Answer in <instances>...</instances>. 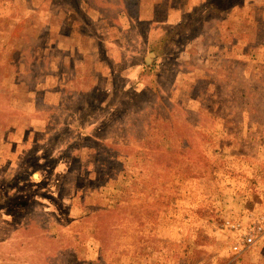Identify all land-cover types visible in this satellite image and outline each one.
<instances>
[{"label":"rangeland","instance_id":"obj_1","mask_svg":"<svg viewBox=\"0 0 264 264\" xmlns=\"http://www.w3.org/2000/svg\"><path fill=\"white\" fill-rule=\"evenodd\" d=\"M211 1L0 0V202L11 197L15 180L24 194V202H13L11 215L0 223V264L8 257H20L24 264H58V248L47 256V230L27 226L35 211L45 214L49 225L53 216L43 204L26 215L25 203L39 190L55 196L63 177L64 205L74 222L82 219L83 199L89 206L119 205L120 214L106 223L115 234L121 231L125 244L117 245L115 238L113 260L100 261L99 253L90 251L79 254L82 264H264V242L234 251L252 220L264 217V0H226L236 5L209 17L201 33L193 24L172 37L175 26ZM203 19L207 14L200 11L193 22ZM165 36L172 60L164 55L157 60L150 46ZM116 87L130 90L145 105L160 106L158 120H148L158 132H169L167 140L177 147L166 111L185 112L184 126L203 138V157L215 168L211 176L180 178L159 204L147 203L160 193H145L148 184L141 190L134 156L113 151L124 146H107L114 109L87 124L84 132L92 141L74 159L45 175L33 173L40 165L37 156L59 151L60 139L79 124L76 105L78 111L98 100L103 108ZM163 139L161 145L170 146ZM187 146L193 147L187 162L195 171L198 149L189 143L179 148ZM147 205L164 212L149 215ZM123 210L141 221H123ZM91 222L105 224L96 217ZM239 225L243 228L236 231ZM98 233L105 232L82 236L83 243L97 248L93 237ZM143 239L141 253L136 246Z\"/></svg>","mask_w":264,"mask_h":264},{"label":"trees","instance_id":"obj_2","mask_svg":"<svg viewBox=\"0 0 264 264\" xmlns=\"http://www.w3.org/2000/svg\"><path fill=\"white\" fill-rule=\"evenodd\" d=\"M240 2H242V0H237L236 4H239ZM74 4V8L78 9L79 7L76 6L79 5L78 2L74 1ZM233 6H228L226 0H214L202 4V7L195 11V13H191L189 16L185 17L179 25L175 26L172 32V37L183 35L186 31L190 30L189 27L193 24L196 26V33H201L206 21H209V17L217 18L221 16L222 13H228L233 9ZM200 11H204L207 14V19H203L201 22H193L195 21L196 16L200 14ZM167 39L168 36H165L163 40H159L156 44L150 46V52L155 54L157 60L161 58L162 55L166 57L165 59L172 60L171 57L166 54V48H164ZM107 96L110 98V103L103 108H99L98 100L89 101L86 109L78 111L77 109L80 105H76L77 108L75 107L74 114H76V112L82 113L81 120L80 118L78 119L79 124L74 126V130H72L69 135L60 139L62 143L58 142L60 144L59 151L54 150L53 148L48 152V155L46 153L43 155L38 154L39 156H37V158L40 165L35 167L33 173L41 172L45 175L50 168L57 165L59 162L65 160L71 161V159H74L77 154L81 153L80 149L83 146L89 145L90 141H92L84 132V129L87 128V124H89L92 118L99 112H110L112 109L115 110V118L117 117V119L115 120L114 118L115 121L113 120L108 126V134L111 137V141L107 146H112V144L124 146L125 152L116 149L113 151L114 153L123 152L125 156H134L140 170V182L142 180V183H140L142 186L141 190L144 191V186L142 184H148L149 186L145 193L150 196H154L156 192L160 193L158 199L147 200V203L159 204V202L165 199L168 194L174 190V184L176 183V180L180 178H186L191 175H199L202 178H206L211 176V171H215L213 163H209V160L203 157V138L193 129L184 126L185 120L183 118L186 114L185 112L179 110L173 111L168 107L165 119L172 127V131L170 132L175 131L176 134L174 136H178L177 143L179 144V147L189 143L194 144L198 149L196 152H198L200 157L194 161V165L198 168L195 171H192L191 165H189L190 162H187V155L191 156L193 153H191L193 147L187 146L179 148L172 145L171 140H167V134L169 132H158L157 129L159 126H152V122L148 120L149 117L158 120L157 116L159 111L157 112V110H160V106L152 107L145 105L142 101L135 98L136 96L134 97L130 90H121V87H116L113 92L109 93ZM143 114L147 119L144 118ZM136 115L141 116L134 118ZM125 118L127 119V122H123ZM78 127L81 129H78ZM111 128L116 132H110ZM151 128H153L151 130L152 132L147 130ZM159 139H163V142L170 146H162ZM165 155L170 156V158H164ZM34 159H36V156ZM163 161L168 162L167 165L164 166ZM174 162L177 164L176 166ZM76 165V161L75 163L72 162L73 168ZM65 180L66 177H63L62 181H60L61 186L59 190H55V193H53L56 194L55 196H46L45 193L47 192L45 190H39L37 191V197L32 198V200L25 203L29 207V209L25 211L26 215H28V212H32L34 206L37 205L38 207L39 204H43V206H41L43 211L53 216L55 221L49 225L47 224L46 215L42 212L35 211L33 216L37 219H28L27 226H37L38 228L41 227L42 230H47L48 238L43 241L45 242V245L49 246L46 251L47 256L52 254L53 249L58 248V264H78V261L79 264H82V261L80 260L81 258H79L78 255L87 254V251L96 254L99 253L100 261H108L112 259L113 255H111V252L116 250V248L113 247L115 238L117 239V245L122 246L125 244V242L123 243L119 238L121 231L117 229L115 234L112 228L106 223V221L111 219L114 215L120 214L118 210L119 205L111 204L107 207H95L91 205L89 206L88 200L83 199L81 200L80 207L82 219L76 223L71 218L70 210H67V206L64 205L65 203L62 195L63 191L67 189V180ZM16 182L17 180L11 184L13 186L10 192L11 197H3V200L0 202V223L5 217L11 215L8 214L7 211L14 206L13 202H24V199H22L24 194L19 191L20 188ZM45 200L49 203L44 202ZM147 207L149 215L164 212L162 207H156L154 209H152L150 205H147ZM122 213L126 215V218L122 219L123 221L126 219L128 223L129 221L134 223L137 219L139 222L140 215H135L132 212L128 214L124 210ZM93 217L98 218L101 222H105V224L100 225L101 227L94 225L93 222H91V218ZM145 219L146 216H144V220ZM11 225H13V223ZM13 227L16 226L13 225ZM98 230H102L105 233H98L96 237H93L98 243L97 248H88V244L83 243L82 236H90L91 233H96ZM56 231H58V234ZM70 232H72L73 235L69 234ZM108 232H110V234H108ZM124 232H126V230H124ZM50 235L54 236L51 237ZM140 242L141 243L137 244L136 250L143 253L145 249V239ZM124 254L128 255L129 252L125 251ZM18 258L14 259L8 257L2 259L1 264H24L22 263V259L20 257Z\"/></svg>","mask_w":264,"mask_h":264},{"label":"built area","instance_id":"obj_3","mask_svg":"<svg viewBox=\"0 0 264 264\" xmlns=\"http://www.w3.org/2000/svg\"><path fill=\"white\" fill-rule=\"evenodd\" d=\"M249 225H247L249 226V229L243 232L241 235L242 239L237 242L234 248V251L237 253H242L243 251L249 249H255L264 242V217L256 220L253 219ZM242 228L243 226L239 225L234 229H236V231H240Z\"/></svg>","mask_w":264,"mask_h":264}]
</instances>
